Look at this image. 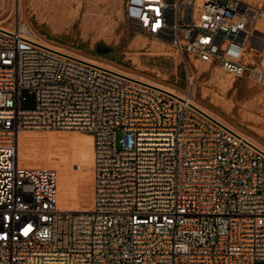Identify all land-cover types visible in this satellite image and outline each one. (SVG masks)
I'll use <instances>...</instances> for the list:
<instances>
[{
	"label": "built area",
	"instance_id": "obj_1",
	"mask_svg": "<svg viewBox=\"0 0 264 264\" xmlns=\"http://www.w3.org/2000/svg\"><path fill=\"white\" fill-rule=\"evenodd\" d=\"M126 16L185 61L264 80V0H128ZM25 129L93 136L90 209L60 208L59 172L20 163ZM0 264H264V148L170 90L0 25Z\"/></svg>",
	"mask_w": 264,
	"mask_h": 264
},
{
	"label": "rangeland",
	"instance_id": "obj_2",
	"mask_svg": "<svg viewBox=\"0 0 264 264\" xmlns=\"http://www.w3.org/2000/svg\"><path fill=\"white\" fill-rule=\"evenodd\" d=\"M258 5L261 0H248ZM128 0H0V25L12 28L28 25L36 36L69 52L110 66L134 78L163 85L174 93L191 97L206 112L239 131L264 148V80L254 82L247 77H235L218 64H208L187 58L176 47L135 29L126 16ZM264 24V17L258 24ZM113 48L109 57L98 56L97 43ZM255 60L264 65V52ZM194 73L193 89L189 87L188 71ZM31 134L73 133L75 146H56L37 141L30 149L37 157L45 150L60 151L67 157V171L76 182L87 179V208L93 202V162L88 148L78 137L90 139V133L77 130L25 129ZM19 143V159L23 145ZM76 148V149H75ZM85 150V152L82 151ZM27 163L22 164L27 166ZM77 168H74V165ZM59 172L58 166L46 163ZM59 195V191H58ZM78 197L66 209L80 210Z\"/></svg>",
	"mask_w": 264,
	"mask_h": 264
},
{
	"label": "bare ground",
	"instance_id": "obj_3",
	"mask_svg": "<svg viewBox=\"0 0 264 264\" xmlns=\"http://www.w3.org/2000/svg\"><path fill=\"white\" fill-rule=\"evenodd\" d=\"M28 26V25H27ZM5 27V26H4ZM29 27V26H28ZM9 28V27H5ZM29 29L34 32L30 27ZM38 40L46 42L44 39L38 37ZM139 79V78H137ZM142 80V79H139ZM144 82H148L145 80H142ZM150 83V82H148ZM152 84V83H150ZM155 86L165 88L163 85L159 84H153ZM166 90H169L165 88ZM171 91V90H170ZM172 92V91H171ZM183 98H186L190 100L193 104L201 108L191 97H187L178 93H175ZM203 111H205L203 108H201ZM206 112V111H205ZM208 113V112H207ZM215 117V116H214ZM235 130V129H234ZM239 132V131H237ZM240 133V132H239ZM242 134V133H240ZM90 139L88 138L86 141L82 140L78 137V145L82 142L83 146L82 148H88L89 154L93 162L94 157V148H93V136L91 134ZM243 135V134H242ZM77 135L73 133H65V134H47V135H40V134H31V133H25L21 131L19 133V140L21 144L23 145V150L20 154L21 163L25 164L29 160V164L27 167H40L45 165L46 163L54 164L55 166H58L60 170H62V178L59 179L58 183V202L59 206L62 209H66V207L74 202L75 198L78 197V206L80 210H87V197L85 194V187L87 183L86 180H82V182H76L67 171V157L66 155H62V153L58 150H45L43 151V154L37 157V150L30 149V147L33 144H36L37 141H40L45 144L49 145H56V146H64V145H70V148L73 149L75 146V137ZM245 136V135H244ZM76 149V148H75ZM83 152H85L84 149H82ZM25 166V165H24ZM93 171V167H92Z\"/></svg>",
	"mask_w": 264,
	"mask_h": 264
},
{
	"label": "trees",
	"instance_id": "obj_4",
	"mask_svg": "<svg viewBox=\"0 0 264 264\" xmlns=\"http://www.w3.org/2000/svg\"><path fill=\"white\" fill-rule=\"evenodd\" d=\"M113 48L111 46L106 45L105 43H97L95 52L98 56L109 57Z\"/></svg>",
	"mask_w": 264,
	"mask_h": 264
},
{
	"label": "water",
	"instance_id": "obj_5",
	"mask_svg": "<svg viewBox=\"0 0 264 264\" xmlns=\"http://www.w3.org/2000/svg\"><path fill=\"white\" fill-rule=\"evenodd\" d=\"M74 168H77V165L76 164L74 165Z\"/></svg>",
	"mask_w": 264,
	"mask_h": 264
}]
</instances>
